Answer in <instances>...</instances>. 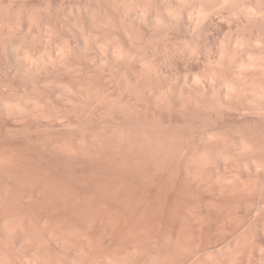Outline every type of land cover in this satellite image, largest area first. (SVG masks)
<instances>
[{"label": "rangeland", "instance_id": "rangeland-1", "mask_svg": "<svg viewBox=\"0 0 264 264\" xmlns=\"http://www.w3.org/2000/svg\"><path fill=\"white\" fill-rule=\"evenodd\" d=\"M18 3L47 7L58 39L53 63L31 78L12 54L14 41H0V260L94 264L97 247L123 254L141 243L167 254L163 245L172 241L195 242L213 254L243 244L225 264H257L264 218L249 221L243 193L221 196L215 171L202 183L195 161L206 124L229 136L243 130L264 140V115L257 114L260 72L245 73L235 111L219 117L181 111L177 84L187 69L178 57L166 59L165 47L185 37L183 25L168 22L161 40L154 11L142 17L120 0ZM217 23L205 24L202 50L229 32L228 24L213 27ZM231 29L228 47L244 42L235 75L261 62L264 48L257 41L264 43V24L242 18ZM64 41L70 52L60 58ZM144 63L153 75H145ZM169 87L165 99L161 93Z\"/></svg>", "mask_w": 264, "mask_h": 264}, {"label": "clouds", "instance_id": "clouds-1", "mask_svg": "<svg viewBox=\"0 0 264 264\" xmlns=\"http://www.w3.org/2000/svg\"><path fill=\"white\" fill-rule=\"evenodd\" d=\"M120 3L125 8L129 4L139 8L142 17L154 11L155 27L163 33L159 37L161 40L167 39L168 22L184 26L185 37L170 48L165 47L166 59L178 57L185 61L187 71L183 75V83L177 84L181 111L193 109L216 117L235 111L247 81L245 73L259 71L264 78V56L260 57V63L241 66L238 74H232L233 64L244 42L237 40L231 48L228 47L232 24L242 18L264 24V0H159L155 7L150 0L142 5H136L134 0H120ZM213 19L218 22L213 27L228 24L229 32L213 47L202 50V30ZM25 22L27 29L23 27ZM57 39L58 33L50 23L47 7L28 9L18 0H0V41H14L11 51L23 69L24 77L31 78L53 63L51 52ZM257 46L264 48V43L257 41ZM65 52H70L66 41L56 56L63 58ZM122 58L117 55V59ZM190 65L201 67L192 71ZM143 68L146 76L154 74L150 64L144 63ZM170 92V87L165 88L161 96L166 99ZM258 99L261 104L257 114L264 115V90ZM9 107L14 108L15 105ZM203 131V147L195 161L197 177L202 183H207L215 171L218 176L213 183L221 186V196L243 193L249 200V221L264 218V140H257L243 130H236L229 136L214 130L211 124H206ZM221 166L223 174H219ZM241 174L245 177L244 182H241ZM247 231L245 226L243 232ZM260 231L264 234V222ZM244 246L238 244L236 249H227L225 253L217 250V254L201 251L195 242L165 241L163 247L167 254L151 252L141 243L123 254L116 249L97 247L94 264H225L227 260L234 259L239 248ZM259 253L261 259L257 264H264V247L259 249ZM0 264H9L6 256Z\"/></svg>", "mask_w": 264, "mask_h": 264}]
</instances>
